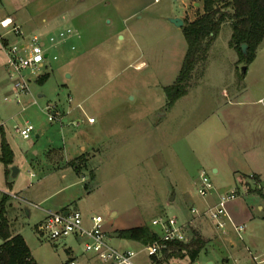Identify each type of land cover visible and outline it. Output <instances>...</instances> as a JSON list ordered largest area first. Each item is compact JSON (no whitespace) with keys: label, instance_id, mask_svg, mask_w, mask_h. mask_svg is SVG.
Here are the masks:
<instances>
[{"label":"rangeland","instance_id":"obj_1","mask_svg":"<svg viewBox=\"0 0 264 264\" xmlns=\"http://www.w3.org/2000/svg\"><path fill=\"white\" fill-rule=\"evenodd\" d=\"M202 2L0 0V21L17 15L24 34L7 35L5 45L64 27L79 34L75 50H50L48 67L39 71L49 76L46 82L25 72L33 81L28 93H20V104L0 40V153L3 132L14 151L12 166L0 162V201L10 196L13 231L25 239L36 264H65L70 256L84 252L73 238L54 241L40 234L48 212L79 210L87 226L99 215L110 245L138 251L140 244L113 233L140 226L153 229L158 217L182 218L186 213L187 218L192 208H204L182 193L191 192L202 202L212 199L213 195L205 199L198 194L203 172L214 183V193L220 192L214 203L220 194L238 190L229 209L246 227L244 240L229 226L224 232L217 230L218 237L203 238L213 245L195 263L188 257L169 261L227 264L230 259L232 264L249 255L248 249L252 257L264 260V211L252 195L264 190L254 188L250 175L240 177L242 184L235 183L230 168L232 158L241 160L240 145L257 142L261 106L251 102L264 90V43L258 59L247 64L230 47L232 30L226 25L207 61L195 70L188 95L173 108L167 106L165 87L177 80L187 51L184 26L169 19L194 21L204 13ZM4 33L0 28V36ZM245 85L248 103H230L225 93L241 92ZM7 96L10 101L4 100ZM49 104L63 111V127L49 121ZM89 117L96 123L89 124ZM79 120L83 123L78 127L70 124ZM27 123L36 127L31 139L16 130ZM13 167L19 169L15 177ZM193 223L195 232L209 228L205 219Z\"/></svg>","mask_w":264,"mask_h":264},{"label":"built area","instance_id":"obj_2","mask_svg":"<svg viewBox=\"0 0 264 264\" xmlns=\"http://www.w3.org/2000/svg\"><path fill=\"white\" fill-rule=\"evenodd\" d=\"M159 2V0H156ZM0 28L5 31L0 36L2 48L6 53L5 65L9 70L13 81V88L17 103H21L20 93H28L32 77L25 75L30 71L31 76L38 80L42 75L39 71L48 67V58L50 50L64 48L69 46L72 50L76 49L79 34L70 27L53 30L49 35L32 34L26 42L4 44L5 37L14 34L23 37V28L16 23L13 17H6L0 21ZM58 56H55L57 59ZM5 101H10L7 96ZM71 101V99H70ZM48 119L52 123L65 124L63 111L58 105L49 104L46 107ZM90 124L96 122L95 118H88ZM82 121H74L70 124L78 127ZM3 123H0V128ZM17 132L24 139H31L36 133V127L27 123L23 127H17ZM254 188L264 190V177L250 175ZM246 191L248 187L245 185ZM215 186L207 173L203 172L201 176L198 194L208 199L214 194ZM249 193V192H248ZM238 190H232L228 193L220 194L215 203H207L204 208L194 207L191 214L194 219H205L217 231H225L232 226L241 240H244L246 227L244 224H238L230 212V203L237 200ZM104 219L95 215L90 219V226L86 225L85 218L81 211L70 210L66 212H48L45 221L39 226L40 234L48 235L52 240L73 238L76 242L84 246L83 254L70 256L65 264H169L166 252L171 251V245L175 243H189L193 238V222L183 221L179 216H161L152 221L153 229L159 233V238L148 245H141V249L120 250L108 243V234L103 230ZM72 251V250H71ZM73 252V251H72ZM146 258V262L142 258ZM257 264H261L259 256L253 257ZM26 264H31L30 262Z\"/></svg>","mask_w":264,"mask_h":264},{"label":"trees","instance_id":"obj_3","mask_svg":"<svg viewBox=\"0 0 264 264\" xmlns=\"http://www.w3.org/2000/svg\"><path fill=\"white\" fill-rule=\"evenodd\" d=\"M202 3L204 13L194 21L184 24L187 51L177 80L173 85L165 87L169 108H173L181 98L188 95L195 70L207 61L213 44L226 25L232 30L230 47L236 49L241 58H246L247 64L255 60L258 49L264 43V0H203ZM243 44L248 45L246 54L242 50ZM246 73L243 72V78ZM40 78L43 84L49 76L43 75ZM0 162L8 167L14 164V151L4 132ZM9 201L10 196L7 194L0 201V238L3 241L0 246V264H36L25 239L13 231L9 218ZM119 234L122 238L140 245H148L159 238V233L149 226L122 230ZM207 243L199 233L193 231V238L189 243L172 244L166 257H188L195 263L206 249Z\"/></svg>","mask_w":264,"mask_h":264},{"label":"crops","instance_id":"obj_4","mask_svg":"<svg viewBox=\"0 0 264 264\" xmlns=\"http://www.w3.org/2000/svg\"><path fill=\"white\" fill-rule=\"evenodd\" d=\"M14 1H17V0H14ZM113 2H114V0H113ZM7 17H13L16 21H18V17L15 14L7 16ZM262 47L263 46H261L258 49V51L256 53L255 60H257L259 54H261V52L263 50ZM248 90H249L248 85H245L244 89L241 92H239V90H238L236 92H233V94L228 93V92L225 94H226V97L230 100V103L241 106L242 104L248 103L247 101L244 100V98L248 96V95H245V93H247ZM254 99H256V100H254V102H251V103H257L261 106L260 107L261 110L259 112L260 117L256 116L257 117L256 125H257L258 129H257V132L255 133L256 135L254 136V138H257V142L255 145H252V146H244V145L241 146L240 145L239 149L241 151V158H240L241 160L237 162L235 158H232V160L230 161L231 172L233 173V176H234L233 179H234L235 183H240V184H242L241 183L242 180L240 179V177H245V176H249V175H256L259 177H264V118H263V115H264V90L260 91V93H258L257 96L254 97ZM247 115L248 114L246 112L244 116H247ZM236 138H237V136H236ZM84 149H85V147H83L82 150H84ZM220 155H221V153H220ZM228 156L231 157L230 153L227 155V157ZM222 157H224V156H222ZM72 158H75V157H72ZM213 172L215 174H219L220 168L218 166H214ZM182 193L184 194V197L186 198L187 201L195 202V204L206 205V203H214V201H215L213 198L214 195H218L220 192L214 193L212 199L210 197L208 199V202H202L201 200L194 197L191 192H182ZM252 195L256 198L257 207L260 210L264 211V194H252ZM68 211H70L69 208H64L62 212H68ZM231 213H232V215H233V217L237 223L242 221L239 216L234 214L233 210H231ZM183 214L186 217V213H183ZM185 217L182 216L181 219L183 221H189V222L190 221L193 222V220H194L192 215H190V217H187V218H185ZM193 225H194V223H193ZM193 231H194V229H193ZM196 232H198L202 238H204L205 236L206 237L210 236V235H212V237H218L217 231L210 224H209V228L200 227V229H198V231H196ZM212 245H213L212 243L210 245H207L205 250H207ZM248 253H249V255L244 256L243 258H240L238 260L235 259L234 262H232V264H240V263L248 264L249 261H252V262H254V264H257L253 259L254 256L253 257L251 256L252 252L250 249H248ZM249 256H251V257H249ZM199 257H198V259H199ZM172 259H175V258H172ZM176 259H178V258H176ZM227 262H228L227 264H231L230 259L227 260ZM169 264H179V263L176 260H173V262L171 261V262H169ZM210 264H215V263L210 262ZM261 264H264V262Z\"/></svg>","mask_w":264,"mask_h":264},{"label":"water","instance_id":"obj_5","mask_svg":"<svg viewBox=\"0 0 264 264\" xmlns=\"http://www.w3.org/2000/svg\"><path fill=\"white\" fill-rule=\"evenodd\" d=\"M169 21H170L171 23H173L175 26L179 27V28L183 27L184 24H185L184 20L181 19V18H170ZM247 49H248V45H247V44H243V45H242V50H243V52H244L245 54L247 53ZM243 71H244V72H247V67H244V68H243ZM69 76H70V75H68V77H69ZM18 173H19V169H18L17 167H13V176H14V177L17 176ZM67 213H68V212H66V214H67ZM113 236H114V237H119L120 234H119V233H113Z\"/></svg>","mask_w":264,"mask_h":264},{"label":"bare ground","instance_id":"obj_6","mask_svg":"<svg viewBox=\"0 0 264 264\" xmlns=\"http://www.w3.org/2000/svg\"><path fill=\"white\" fill-rule=\"evenodd\" d=\"M138 69H141V68L138 67Z\"/></svg>","mask_w":264,"mask_h":264}]
</instances>
